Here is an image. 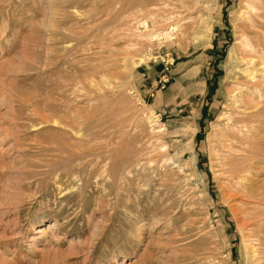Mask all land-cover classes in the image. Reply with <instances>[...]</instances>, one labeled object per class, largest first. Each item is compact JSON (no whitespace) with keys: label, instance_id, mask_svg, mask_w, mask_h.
I'll return each instance as SVG.
<instances>
[{"label":"rangeland","instance_id":"obj_1","mask_svg":"<svg viewBox=\"0 0 264 264\" xmlns=\"http://www.w3.org/2000/svg\"><path fill=\"white\" fill-rule=\"evenodd\" d=\"M247 1L0 0V264H249L218 148Z\"/></svg>","mask_w":264,"mask_h":264},{"label":"bare ground","instance_id":"obj_2","mask_svg":"<svg viewBox=\"0 0 264 264\" xmlns=\"http://www.w3.org/2000/svg\"><path fill=\"white\" fill-rule=\"evenodd\" d=\"M244 7L242 36L240 46H238L240 59L244 66L241 72L244 81L241 85L239 84L238 88L236 87L238 90L236 95L233 98L231 97L233 101L231 105L232 112L230 111L231 114L225 120L227 121L226 126L223 124V132L219 126L221 137L218 135L220 137L218 148L224 154L222 167L224 178L227 181V187L224 189V199L226 202L233 204V211H241L242 218L245 220L243 225L249 228L255 227L253 230H249L248 235L250 236L248 237H252L257 246H249L247 257L249 255V264H256L259 260L264 261V242L259 240L260 237L264 236V0H249ZM171 18L172 16L167 15L164 21L169 22ZM145 25L143 24V28H146ZM174 25L167 24L165 28L158 32L155 30L144 35L133 34L129 36V43L132 47L137 48L147 47L153 43L160 44L163 40L170 44L175 40L174 32L178 31V25ZM81 72L86 73L85 69H81ZM81 81L83 80L75 78V82L71 86L74 87ZM221 119L219 118L220 121ZM79 120L81 119L67 115L66 121L64 123L60 122L58 131H68L78 135L77 132L86 128L84 122ZM77 137L79 138H73L72 140L79 145L94 142V140L86 142L81 139L82 136ZM99 143L101 142H96V144ZM105 145L108 144L105 143ZM163 147L164 145L161 146V149L165 150ZM74 154L77 156H74L76 162H80L77 161L79 158L87 157L88 159L95 156V154L90 155L91 153L82 150H78ZM98 156L100 155H96L95 158L93 157L94 160L91 161L101 164L102 174H106L104 176L107 178L110 171V169H107L106 159L108 158L105 157L100 162Z\"/></svg>","mask_w":264,"mask_h":264}]
</instances>
